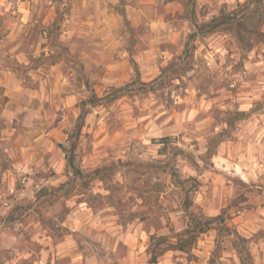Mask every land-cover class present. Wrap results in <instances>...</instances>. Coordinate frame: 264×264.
I'll return each instance as SVG.
<instances>
[{
	"label": "clouds",
	"instance_id": "clouds-1",
	"mask_svg": "<svg viewBox=\"0 0 264 264\" xmlns=\"http://www.w3.org/2000/svg\"><path fill=\"white\" fill-rule=\"evenodd\" d=\"M0 264H264V0H0Z\"/></svg>",
	"mask_w": 264,
	"mask_h": 264
}]
</instances>
